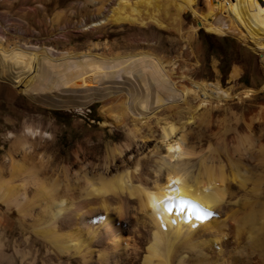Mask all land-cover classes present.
Wrapping results in <instances>:
<instances>
[{"label": "bare ground", "instance_id": "6f19581e", "mask_svg": "<svg viewBox=\"0 0 264 264\" xmlns=\"http://www.w3.org/2000/svg\"><path fill=\"white\" fill-rule=\"evenodd\" d=\"M211 1L205 0L206 9L200 13L196 0H118L89 27L153 24L179 33L182 14L190 12L198 20L183 38L185 47L198 29L216 36L231 34L264 66V0H216L213 7ZM162 12L171 14L170 24L161 22ZM1 40L0 76L43 106L70 109L99 96L101 107L107 108L103 112L113 114V126L124 125L126 118L130 122L126 142L109 148L101 172H86L83 157L80 160L73 152L74 161L85 170L79 171L80 186L66 182L59 193L54 182L45 187L36 172L28 173L29 183L38 186L33 192L42 198L41 217L27 211L22 181L17 188L23 193L17 196L18 190L10 191L0 178V202L14 206L18 220L28 216V227L50 246L42 264H264V112L250 117L240 132L224 126L209 130L217 108L249 99L255 91L231 94V86L224 89L218 83L191 80L187 69L178 66L185 62L182 56L162 58L141 50L106 56L93 52L98 46L92 45L93 50L67 51L52 58L45 49L6 50ZM126 77L136 83L137 102L124 104L115 96L127 84ZM238 77L239 70L233 67L229 81ZM259 91H264V84ZM229 131L230 139L223 135ZM50 138L27 128L23 137L14 138L12 147H18L25 159L26 140ZM209 139L214 147L209 143L203 147V140ZM165 200L173 205L171 214L164 211ZM0 221L5 225L4 219ZM17 246L14 243L13 254L18 264L36 263ZM4 247L0 236V258L8 260Z\"/></svg>", "mask_w": 264, "mask_h": 264}, {"label": "rangeland", "instance_id": "374dc122", "mask_svg": "<svg viewBox=\"0 0 264 264\" xmlns=\"http://www.w3.org/2000/svg\"><path fill=\"white\" fill-rule=\"evenodd\" d=\"M115 1L118 0H0L2 47L6 50L10 47H18L30 52L45 49L52 58H57L67 51L83 53L92 49V45L98 46L97 50L92 49L93 52L103 53L106 56L115 53H132V51L134 53L138 50L150 51L162 58L173 59L182 56L185 62H179L178 66L182 71L187 69L191 80L203 81L207 84L218 83L224 89L231 86V94H241L244 89L255 91L249 99L231 100L217 108L209 130L215 131L216 128L224 126L230 129L233 127L232 129L240 132L253 115L264 112V91H259L264 84L263 63L260 57L242 44L235 35L216 36L198 29L196 38L194 37L189 46L185 47L183 38L189 35L190 28L195 26L198 20L190 12L182 14L179 33L173 28L160 29L153 24L136 27L107 23L89 27L90 23L96 20V16H100L103 12L107 14ZM196 1V9L203 13L206 9L205 0ZM216 2L212 0L209 5L213 7ZM159 18L162 23L170 24L168 22L171 14L165 16L162 12ZM227 25L228 22L225 26ZM233 67L239 70V77L232 82L229 81V74ZM1 70L4 69L0 66V74ZM123 80H127L128 85L124 84L125 88L117 89L122 92L118 91L115 96L124 104L133 99L137 102L134 87L136 83L127 77ZM24 91L23 88H16L8 79L0 76V178L7 182L10 191L18 190L17 196L20 192L23 193L22 189L17 188L22 181V185L25 186L24 198L29 201L26 204L27 211H31L32 217L39 214L41 217L45 213L42 208V198H37L36 193L33 192L38 190V186L35 189V186L29 183L30 175L36 172L35 177L39 178L45 187L54 182L59 193L64 190L66 182L80 186L83 174L79 171L86 169V172L92 174L94 172L92 170L101 172L109 148L126 142L125 133L130 128V122L126 118L122 123L125 126L121 124L113 126L111 123L113 114L103 112L107 108L101 107L103 99L99 101V96H96L97 99L94 101H87L83 106L76 103V106L73 105L70 109L51 108L43 106ZM146 99L145 103L150 102L151 97L147 96ZM132 104L136 103L132 102ZM140 112L147 114V109L140 107ZM251 126L253 127H250L251 131L255 134L256 122ZM27 128L46 133L51 138L36 143L26 140L29 153L26 154L27 158L23 159L22 151L18 150V147L13 148L12 142L14 138L23 137V132ZM223 135L230 139L232 132H225ZM207 144L214 147L212 139H209V142L203 140L202 146L205 147ZM73 152L77 153L80 160H84L81 161L82 165L85 164L84 169L80 161H74ZM219 161L225 163L222 157H219ZM66 169L67 175H65ZM25 178L27 183L24 182ZM49 178L52 181L48 180ZM13 208L14 206L7 208L0 202V220L4 219L5 223L0 226V236L5 245L4 251L6 250L3 253L8 257V260L0 258V264H18L13 254L14 243L16 246L19 245L17 246L20 247L19 250L26 252L28 259L34 260L35 264H42V259L45 258L50 246L28 227L30 218L26 216L23 221L18 220L20 216ZM9 259L13 263H9Z\"/></svg>", "mask_w": 264, "mask_h": 264}, {"label": "snow or ice", "instance_id": "6c2138e0", "mask_svg": "<svg viewBox=\"0 0 264 264\" xmlns=\"http://www.w3.org/2000/svg\"><path fill=\"white\" fill-rule=\"evenodd\" d=\"M178 150V149H177ZM153 207L155 208V204H153ZM163 208L166 213L171 214L174 210L173 205L170 204L167 200L163 202Z\"/></svg>", "mask_w": 264, "mask_h": 264}]
</instances>
